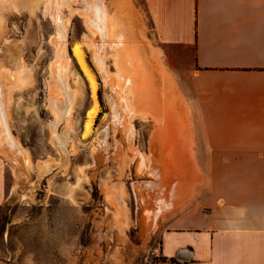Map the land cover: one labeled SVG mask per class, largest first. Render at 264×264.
Returning a JSON list of instances; mask_svg holds the SVG:
<instances>
[{
	"label": "rangeland",
	"instance_id": "1",
	"mask_svg": "<svg viewBox=\"0 0 264 264\" xmlns=\"http://www.w3.org/2000/svg\"><path fill=\"white\" fill-rule=\"evenodd\" d=\"M85 1L65 0L61 4L63 20H67L66 48L59 55L54 0H0V15H4L0 16V80H3L0 83L4 86L6 99L2 103L9 121L5 120L27 151V161L23 164L0 146L3 184L0 207L1 218L6 219V229L0 237V264H143L161 246L162 214L155 224H145L143 212L146 208L155 212L157 207H162L161 199L170 200L172 175L168 145H163L165 150L156 146L160 137L169 136L157 134L162 126H171L164 111L170 105L168 97L164 103L158 100L168 83L137 82L140 86L149 84L146 93L154 92V99L144 100L139 113H129L126 117L134 129L133 135L127 133L131 135L127 137L124 125L120 124L125 117L121 100L110 84L105 83L87 46L98 45L100 40L87 22ZM101 1L106 6L110 36L123 28L124 23L113 15L117 11L115 0ZM146 32L140 43L147 42L153 49L154 32L151 28ZM76 46L86 53L97 86L76 56ZM99 46L100 54H106L110 74L120 80L118 57L123 51L118 49L116 54L111 49L104 50L102 44ZM133 55L136 65L144 63L142 56L134 51ZM146 61L162 64V58L154 53ZM61 63L64 64L62 76L71 94L72 112L67 121L60 118L56 133L58 114L52 100L59 98L58 102L62 103L65 98L58 83L61 76L56 72ZM161 70L165 73L163 65ZM139 71L142 76L144 73ZM136 94L128 93L131 106L136 103ZM113 98L115 102H110ZM0 124L1 141L5 137L1 116ZM66 131L71 132V137L66 143L68 152L63 156L54 135ZM104 135L106 144L101 146ZM138 154L145 155L155 175L148 169L138 172Z\"/></svg>",
	"mask_w": 264,
	"mask_h": 264
},
{
	"label": "crops",
	"instance_id": "2",
	"mask_svg": "<svg viewBox=\"0 0 264 264\" xmlns=\"http://www.w3.org/2000/svg\"><path fill=\"white\" fill-rule=\"evenodd\" d=\"M115 1L143 82L168 83L161 264H264V0Z\"/></svg>",
	"mask_w": 264,
	"mask_h": 264
},
{
	"label": "bare ground",
	"instance_id": "3",
	"mask_svg": "<svg viewBox=\"0 0 264 264\" xmlns=\"http://www.w3.org/2000/svg\"><path fill=\"white\" fill-rule=\"evenodd\" d=\"M85 1V0H84ZM11 2V1H10ZM9 2V3H10ZM63 2H65V0L63 1V0H54V7H55V17H56V21L58 22V27H59V38H60V42L58 43V46H59V50H58V53H59V55L61 54H63V53H65L64 52V50H65V43H64V37H65V33H66V27H65V22H67V20H63V15H62V12H61V4H63ZM85 4H86V7H85V10H86V14L87 15H85L86 16V18H87V22H88V24H89V26H91L94 30H95V32H96V37H98L99 38V40H100V43L98 44V45H100V44H102V46L104 47V50H105V48H106V50H109V49H111V51L113 52V51H116L115 53L117 54V51H118V49H119V51H120V49H121V51H123L122 52V56L121 57H118V58H120V68H121V75H119L120 77H121V79L120 80H117L116 78L114 79V77L110 74V72H109V70H108V67L106 66L107 64L105 63V58H106V56H104V55H106V54H100V46L98 47V45H94V44H92L91 42H89V43H91V44H88L87 46H89L90 47V49H91V51H92V56H93V59L95 60V62H96V64L98 65V67H99V69H100V71H101V73L103 74V77H104V80H105V83L107 82L108 84H110V86H111V88H112V90L114 91V92H116L117 94V96L119 97V100H121L120 102H121V106H123V109L125 110V117H123L124 119H123V122H121L120 124H122V125H124V129L123 130H125L126 132H125V134H126V136H127V133L128 134H132V133H134V129H133V127L131 126V124L129 123V122H127L128 120H127V116L129 115V113H132L133 114V112L134 113H136V112H138L139 113V111H140V108H141V106H142V103H143V101L145 100H151L152 99V97L154 98V96L151 94V93H146L147 91L149 92V90H147V87L149 86V84H147L146 83V86H144V84L143 85H139V84H137V82H139V80L140 81H145L144 79H143V77H144V74L142 75V76H139V75H141L140 74V71H139V69L141 68V66L140 65H136V63H134L135 62V60H134V62H133V59H134V55H133V52H132V49L133 48H135V47H133L132 49H128V44H127V42L125 41L126 40V33L124 32V30L122 29H117V30H115V31H113V33L111 34V32H110V36H109V30H108V25H107V21H109L108 20V14H107V12H106V10H105V8H106V6H105V4L101 1V0H95V1H93L92 3L90 2H87V1H85ZM10 5H12V4H10ZM2 11V10H1ZM0 11V12H1ZM81 11V10H80ZM82 12V11H81ZM3 14V13H2ZM2 14L0 15L1 17H3L2 16ZM0 17V18H1ZM1 20V19H0ZM4 23V22H3ZM1 25V24H0ZM116 25V24H115ZM112 28V27H111ZM115 28V27H114ZM120 28V27H119ZM109 36V37H108ZM112 36V37H111ZM107 38H109V39H107ZM104 39H106V40H108V41H106L105 40V42H104ZM62 40V41H61ZM132 44V43H131ZM131 44H129V45H131ZM97 46V47H96ZM74 50H75V54H76V56L78 57V59H79V61H80V63H81V65H82V67L85 69V72H87V74L90 76V78H91V81L93 82V84L94 85H96V77H95V75H94V72H92L91 71V69H90V67H89V65H88V63H87V60H86V58H85V54L86 53H84V51H83V49H81L80 48V46H76L75 48H74ZM110 51V52H111ZM137 52V49L135 48V50H134V54ZM103 53V52H102ZM107 53H109V52H107ZM121 53V52H120ZM111 54V53H110ZM113 54V53H112ZM114 55V54H113ZM115 56V55H114ZM133 57V58H132ZM127 58V59H126ZM124 59L125 60H127L126 62L124 61ZM62 61V60H61ZM124 61V62H123ZM94 62V63H95ZM140 64V63H139ZM135 66H138L137 67V69L135 68L134 69V67ZM139 66H140V68H139ZM64 69V64L63 63H61V65H60V67L58 68V70L56 71V72H59L58 74L61 76L60 78H61V80H60V82H58L59 83V86H60V88L62 89V90H64V94H65V98L64 99H62V103L60 102H58L60 99L58 98V99H56V98H54L52 101H53V107H54V109H55V111H57V117H58V120H57V123H55V132L57 133V125H58V123H59V121H61V119L63 118V121H67V119H68V117L70 116V113L72 112L71 110H72V108H71V97H70V93L67 91V86H66V82H65V76L63 77L62 75L64 74V72L62 71ZM142 69V68H141ZM137 72H139V73H137ZM57 74V75H58ZM59 75H58V77H59ZM122 81V82H121ZM0 82H3V80H0ZM98 82V81H97ZM119 82V83H118ZM121 82V83H120ZM142 82H139V83H141L142 84ZM151 83V82H150ZM97 86V85H96ZM150 86H151V84H150ZM4 86H3V84L2 83H0V116H1V119L4 121V125H5V137L3 138V139H1V141H0V146H3L4 147V149H5V151H6V153L8 154V155H10V156H13L18 162H21V163H23V164H25V161H27L26 160V152H25V149H24V147L22 146V143H20L16 138H15V136L10 132V128H8V125L9 124H7L6 123V120L5 119H7L6 118V112H5V109H4V106H3V101H5V100H3V99H6V98H4V91L2 90V88H3ZM140 87V88H139ZM138 88V89H137ZM141 88L142 89H144V91L143 92H145V94H143V92H141L142 90H141ZM151 88H154L153 86L151 87ZM94 90H95V88H94ZM137 90V91H136ZM141 90V91H140ZM152 90V89H151ZM130 91H132V92H134V93H136L137 92V96H136V103H134V105L133 106H131L130 104H129V98H128V93L130 92ZM154 91V90H153ZM113 92V93H114ZM8 93V92H7ZM135 95V94H134ZM138 95L139 96H141V97H138ZM113 96V95H112ZM67 98V99H66ZM108 99H109V97H108ZM112 100V101H111ZM115 100V98H113V99H110V102H113ZM61 101V100H60ZM116 101H118V99L116 100ZM115 102V101H114ZM72 104H73V102H72ZM143 107V106H142ZM156 107V106H155ZM7 108H8V106H7ZM156 108H158V107H156ZM113 110H114V107H113ZM54 111V112H55ZM93 111H95V110H93ZM93 111H91L92 112V114H93ZM165 111H166V116H170V105H167V107L165 108ZM8 112H9V110H8ZM56 113V112H55ZM116 113V112H115ZM137 113V114H138ZM11 114V113H10ZM116 116V115H115ZM130 116V115H129ZM121 117V116H120ZM61 118V119H60ZM70 118V117H69ZM116 118H118V117H116ZM10 120H11V118H9ZM92 119V118H91ZM121 119H122V117H121ZM8 120V119H7ZM116 121H117V119H115ZM9 121V120H8ZM91 121V120H90ZM11 123V122H10ZM51 124V123H50ZM120 124H118V125H120ZM1 125V124H0ZM130 125V126H129ZM133 125V124H132ZM51 126V125H50ZM11 127V126H10ZM90 129V128H89ZM1 130V129H0ZM3 130V129H2ZM88 130V129H87ZM59 131V130H58ZM106 132V131H105ZM70 133L71 132H68V131H66V132H64V134H59V135H54V137H55V141H56V144L59 146V148H60V151L62 152V154H63V156L65 155L66 156V153L68 152L67 151V140L71 137V135H70ZM107 133V132H106ZM4 133H2V135H3ZM55 134V133H54ZM108 134V133H107ZM107 134H105V135H107ZM104 135V136H105ZM133 135V134H132ZM135 136V135H134ZM73 137V136H72ZM127 137H129V136H127ZM130 137H131V135H130ZM129 137V138H130ZM105 138H107L106 136L104 137V139H102V142H101V146H105V141H106V139ZM124 138H125V136H124ZM121 140H123V139H121ZM76 141V140H75ZM124 141V140H123ZM125 141H126V139H125ZM2 148V147H1ZM166 150H168V149H166ZM135 152H137V151H135ZM168 152H169V150H168ZM142 154V153H141ZM141 154H138V156H137V158L139 159V162H138V167H137V169H138V172H143V171H145V169L147 170H149L151 173H153L154 175H155V172L152 170V168L150 167V164H148V161H147V158L145 157V155H141ZM12 157V158H13ZM136 158V159H137ZM64 159V158H63ZM169 159H170V157H169ZM40 163V162H39ZM64 163V162H63ZM46 164V163H45ZM28 165V164H27ZM63 165V164H62ZM49 166V165H48ZM26 167V166H25ZM85 172V171H84ZM149 172V173H150ZM145 173V172H144ZM86 174V173H85ZM145 175H149V174H145ZM138 176V175H137ZM140 177V176H139ZM86 178V177H85ZM143 179V178H142ZM148 180V179H147ZM140 181V180H139ZM136 183V182H135ZM150 183V185H151V183L152 182H148V184ZM143 185H145V184H143ZM159 185V184H158ZM147 188H149L148 186H147ZM168 188V187H167ZM119 195H122V197H121V199H124L123 198V193H120ZM149 196V195H148ZM160 202L162 203L161 204V208H156L157 210L155 211V212H152L150 209H148V208H146V209H144L145 211L143 212V214H144V219L146 220H144L143 222H145V224L147 223H149V222H151V223H153V224H155V222L159 219L158 218V216L160 215V213H162V212H165L169 207H170V201H168L167 199H161L160 200ZM128 203V202H127ZM124 207H126L125 206V204L123 205ZM158 218V219H157ZM157 219V220H156ZM144 224V223H143ZM144 224V225H145ZM152 224V225H153ZM151 225V226H152ZM147 226V225H146ZM156 226V225H155ZM145 228V227H144ZM152 230V229H151ZM149 231V230H148Z\"/></svg>",
	"mask_w": 264,
	"mask_h": 264
},
{
	"label": "built area",
	"instance_id": "4",
	"mask_svg": "<svg viewBox=\"0 0 264 264\" xmlns=\"http://www.w3.org/2000/svg\"><path fill=\"white\" fill-rule=\"evenodd\" d=\"M154 256L148 255L143 264H161L162 260L160 259V247H156L153 250Z\"/></svg>",
	"mask_w": 264,
	"mask_h": 264
},
{
	"label": "trees",
	"instance_id": "5",
	"mask_svg": "<svg viewBox=\"0 0 264 264\" xmlns=\"http://www.w3.org/2000/svg\"><path fill=\"white\" fill-rule=\"evenodd\" d=\"M6 229V219L1 218V207H0V237L3 235Z\"/></svg>",
	"mask_w": 264,
	"mask_h": 264
}]
</instances>
